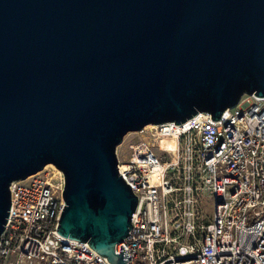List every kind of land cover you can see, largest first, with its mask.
I'll use <instances>...</instances> for the list:
<instances>
[{"label": "water", "instance_id": "water-1", "mask_svg": "<svg viewBox=\"0 0 264 264\" xmlns=\"http://www.w3.org/2000/svg\"><path fill=\"white\" fill-rule=\"evenodd\" d=\"M243 94L264 98V0H0V235L10 183L52 165L56 233L124 264L137 198L117 145Z\"/></svg>", "mask_w": 264, "mask_h": 264}, {"label": "built area", "instance_id": "built-area-1", "mask_svg": "<svg viewBox=\"0 0 264 264\" xmlns=\"http://www.w3.org/2000/svg\"><path fill=\"white\" fill-rule=\"evenodd\" d=\"M145 127L123 160L115 151L137 198L115 246L124 264H264V98L243 94L216 121L198 113ZM57 173L10 183L0 264H109L56 233L64 205Z\"/></svg>", "mask_w": 264, "mask_h": 264}, {"label": "rangeland", "instance_id": "rangeland-1", "mask_svg": "<svg viewBox=\"0 0 264 264\" xmlns=\"http://www.w3.org/2000/svg\"><path fill=\"white\" fill-rule=\"evenodd\" d=\"M137 139H138V134H136L134 132L127 133L123 137L122 142L119 145H117V147H116L117 155H118L120 160L121 159L123 160L127 155V149H128L127 145L131 142L136 141ZM45 168H47L46 173H42V171L37 173L36 174L37 178L42 179V178H45V176H53V178H58V176H59L57 173L58 171L56 170V168L54 166H46ZM33 176H35V175H33ZM210 210H211V208H208V211L206 213L208 216H210Z\"/></svg>", "mask_w": 264, "mask_h": 264}, {"label": "bare ground", "instance_id": "bare-ground-1", "mask_svg": "<svg viewBox=\"0 0 264 264\" xmlns=\"http://www.w3.org/2000/svg\"><path fill=\"white\" fill-rule=\"evenodd\" d=\"M148 127H150V125H147L145 128H148ZM57 170V169H56ZM58 171V170H57Z\"/></svg>", "mask_w": 264, "mask_h": 264}]
</instances>
